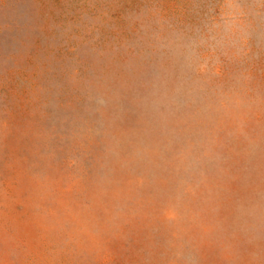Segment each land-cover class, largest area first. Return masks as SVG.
Here are the masks:
<instances>
[{
	"label": "rangeland",
	"instance_id": "obj_1",
	"mask_svg": "<svg viewBox=\"0 0 264 264\" xmlns=\"http://www.w3.org/2000/svg\"><path fill=\"white\" fill-rule=\"evenodd\" d=\"M0 264H264V0H0Z\"/></svg>",
	"mask_w": 264,
	"mask_h": 264
}]
</instances>
